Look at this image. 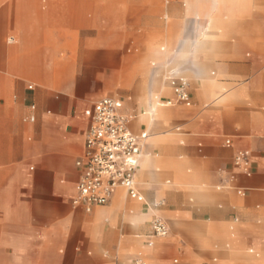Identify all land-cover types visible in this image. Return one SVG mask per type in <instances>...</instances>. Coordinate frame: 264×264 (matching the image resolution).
I'll list each match as a JSON object with an SVG mask.
<instances>
[{
  "label": "crops",
  "instance_id": "1",
  "mask_svg": "<svg viewBox=\"0 0 264 264\" xmlns=\"http://www.w3.org/2000/svg\"><path fill=\"white\" fill-rule=\"evenodd\" d=\"M64 1L0 0V264H264V0ZM72 43L93 62L83 53L57 86L55 51ZM105 97L147 136L140 199L119 188L88 213L73 204L76 161Z\"/></svg>",
  "mask_w": 264,
  "mask_h": 264
},
{
  "label": "built area",
  "instance_id": "2",
  "mask_svg": "<svg viewBox=\"0 0 264 264\" xmlns=\"http://www.w3.org/2000/svg\"><path fill=\"white\" fill-rule=\"evenodd\" d=\"M176 99L190 106L189 82L184 77L171 75ZM171 104V103H168ZM132 115L124 111L123 103L114 98H101L93 106L90 126L85 135V147L76 166L81 169L77 195L73 204L91 212L95 207L107 205L115 191L123 188L132 199H140L136 176L143 153L146 134L134 135L129 128ZM226 140L225 144L230 145ZM250 155L239 151L235 166L249 171ZM153 237L168 235L166 223L159 217L151 222ZM152 246V243H149ZM129 264H147L143 258L132 259Z\"/></svg>",
  "mask_w": 264,
  "mask_h": 264
},
{
  "label": "rangeland",
  "instance_id": "3",
  "mask_svg": "<svg viewBox=\"0 0 264 264\" xmlns=\"http://www.w3.org/2000/svg\"><path fill=\"white\" fill-rule=\"evenodd\" d=\"M151 2L150 0H147V2H145V5H149ZM64 9H68V5L69 2L68 1H64ZM163 5V4H162ZM134 15V12L132 10H128V18L132 17ZM68 16H69V12H68ZM64 24H66L67 27H64V30H72L71 28V22L69 21V19L67 17L64 16ZM12 37L11 35H5L2 38V42L3 45L5 47L7 46H12V44H10L8 42L9 38ZM68 38V41H72L75 42V39L77 38L76 35L70 34V33H66L64 35V38ZM144 37V36H142ZM15 41V40H14ZM127 43H132L134 41H136L135 38V34H130L127 37ZM142 42H145V38H142ZM70 47L67 48H62L59 50L55 51L56 54V61H58V65L56 66L57 69V74H58V78H57V86H59L60 84H63L66 81V78L68 77L69 73H74L76 71V69L78 68V65L80 63V57L83 56L84 53V57L86 58L85 61L86 62H93V57H94V50H78L76 48L77 44L76 43H72L69 45ZM3 56L7 55V49H4L3 51ZM34 54V53H33ZM130 54L132 56L134 55H140L141 54V49L136 48L134 45L131 47L130 49ZM101 65H99V67H97L96 69H98V72L100 74V77L102 80H100L102 83H104V81L107 80L108 78V69L104 67V65L102 63H100ZM91 73V72H90ZM92 77V74H91ZM90 77V78H91ZM98 81V84L99 82ZM32 84H37V82L35 81H29ZM94 81H90L89 83L93 84ZM105 94H102L101 96H104Z\"/></svg>",
  "mask_w": 264,
  "mask_h": 264
},
{
  "label": "bare ground",
  "instance_id": "4",
  "mask_svg": "<svg viewBox=\"0 0 264 264\" xmlns=\"http://www.w3.org/2000/svg\"><path fill=\"white\" fill-rule=\"evenodd\" d=\"M239 4V3H238ZM241 4V3H240ZM238 7V6H237Z\"/></svg>",
  "mask_w": 264,
  "mask_h": 264
}]
</instances>
